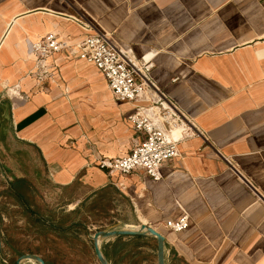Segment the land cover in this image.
I'll use <instances>...</instances> for the list:
<instances>
[{"label": "crops", "instance_id": "crops-1", "mask_svg": "<svg viewBox=\"0 0 264 264\" xmlns=\"http://www.w3.org/2000/svg\"><path fill=\"white\" fill-rule=\"evenodd\" d=\"M104 3L105 20L121 24L115 36L148 60L194 133L159 181L100 167L142 139L128 115L146 102L116 100L94 65L67 51L50 55L52 78L38 80L31 42L53 31L74 43L93 29L70 0H0V169L13 174L5 195L43 220L35 201H65L76 218L44 222L62 233L82 228L93 264V232L140 223L164 235V264H264V0ZM171 21L201 22L183 37ZM183 211L185 229L164 226ZM100 248L109 264H157L154 236H112Z\"/></svg>", "mask_w": 264, "mask_h": 264}, {"label": "built area", "instance_id": "built-area-1", "mask_svg": "<svg viewBox=\"0 0 264 264\" xmlns=\"http://www.w3.org/2000/svg\"><path fill=\"white\" fill-rule=\"evenodd\" d=\"M84 21H79L82 28L93 29V32L87 33L74 43L59 37L53 31L31 42L30 48L36 61L37 79H51L48 57L56 52L67 51L93 64L104 77L107 87L116 100L146 102L145 105L135 106L128 115L135 129L142 133V139L135 142L124 155L103 157L99 165L123 175L143 171L153 181H159L163 176L162 165L179 155L178 142L194 133L192 125L183 120L182 113L174 101L146 73L150 67L145 64L149 65V63L145 61L139 66L134 62L135 55L131 48H121L109 35L93 27L87 20ZM141 57L144 59V56ZM147 89L153 90L156 96L146 99ZM12 92L15 93L16 90ZM153 104L161 108L162 116L149 110L150 105ZM165 105L173 110L167 116H164V113L168 111ZM167 118L182 124V135L179 137L169 135L171 122ZM188 221L189 215L183 211L179 217L166 220L164 226L172 232H179L187 227Z\"/></svg>", "mask_w": 264, "mask_h": 264}, {"label": "rangeland", "instance_id": "rangeland-1", "mask_svg": "<svg viewBox=\"0 0 264 264\" xmlns=\"http://www.w3.org/2000/svg\"><path fill=\"white\" fill-rule=\"evenodd\" d=\"M70 1L75 9V12H73L74 16L82 21L87 20L93 27L109 35L116 45L124 48L122 44L126 43V41L122 37L115 36L112 30L113 26L117 27V31H119L121 24L105 20V0H101L103 3L100 0ZM171 22H179L181 24L179 28L182 30L183 37H185V34L195 31L201 21ZM197 47H199L198 44L194 49ZM134 60L142 64L145 63V59H142L141 55H135ZM152 61L153 58L150 62ZM145 66H148V64H145ZM151 69L152 67L146 73L152 78ZM4 170L0 169V236L2 240L0 264H14L15 258L24 252H33L41 255L47 264H93L89 247L85 244L87 234L82 228L80 229L81 231L78 228H74L75 230L72 229V231L62 233L60 230L49 226L47 222H44L45 220H49V222L53 220L54 222L61 221L64 214H66V223H68L69 218H76L78 214H68L71 212V210H68L70 205L68 207L66 202L61 201V198H57L55 194L44 196L45 206L40 201L37 203L35 201L34 203L38 209L37 211L45 213V219L29 215V211L24 206L13 203L11 197L5 195L6 188H4L3 184L5 180L9 182L13 174L9 175ZM113 173L117 174L116 172ZM79 231L81 234L80 238L78 237ZM34 263L31 260H26L23 264Z\"/></svg>", "mask_w": 264, "mask_h": 264}, {"label": "water", "instance_id": "water-1", "mask_svg": "<svg viewBox=\"0 0 264 264\" xmlns=\"http://www.w3.org/2000/svg\"><path fill=\"white\" fill-rule=\"evenodd\" d=\"M118 235H145V236H154L156 238V256H157V264H164L165 260V237L158 230L153 227L140 223L136 227H118V228H110L106 227L104 229H99L93 232L91 235L92 243H93V252L99 261L100 264H109V261L103 254L100 248V243L106 238ZM2 247V240L0 236V252ZM26 260H32L35 264H46L44 258L33 252H24L19 254L15 260L14 264H23Z\"/></svg>", "mask_w": 264, "mask_h": 264}, {"label": "bare ground", "instance_id": "bare-ground-1", "mask_svg": "<svg viewBox=\"0 0 264 264\" xmlns=\"http://www.w3.org/2000/svg\"><path fill=\"white\" fill-rule=\"evenodd\" d=\"M146 62H148V60H146ZM140 65H141V64H140ZM140 65H139V66H140ZM148 67H151V64H150V63H149V65H148ZM147 90H149V89H147ZM150 91H152L153 94L155 95V92H154L153 90H150ZM155 96H156V95H155ZM165 107H167V106L165 105ZM167 108H168V111L165 112L164 115H169V113H170L171 111L173 112L172 109H170L169 107H167ZM149 110H151V111H155L156 113H159L160 115H162V114L160 113L161 108L158 107V106L155 105V104L150 105ZM168 119L171 120V118H168ZM174 123L178 124L177 122H174ZM172 131H173V132H172ZM172 131L169 130V135H170L171 137H177V136L175 135V132L177 131V129L174 128V129H172ZM113 172H116V171L113 170ZM116 173H117V172H116ZM31 261H32V260H31ZM34 264H35V263H34Z\"/></svg>", "mask_w": 264, "mask_h": 264}, {"label": "trees", "instance_id": "trees-1", "mask_svg": "<svg viewBox=\"0 0 264 264\" xmlns=\"http://www.w3.org/2000/svg\"><path fill=\"white\" fill-rule=\"evenodd\" d=\"M12 189H15V190H18V189H22L20 186H14V185H11L10 186ZM20 203V205H22V206H24L25 207V205H24V203H21V202H19ZM37 214L40 216V215H42V213H39L38 211H37ZM40 218V217H39ZM45 260V259H44ZM45 263L47 264V262L45 261Z\"/></svg>", "mask_w": 264, "mask_h": 264}]
</instances>
